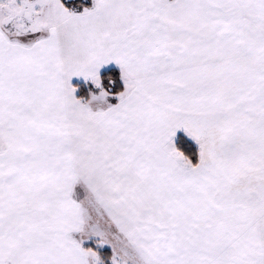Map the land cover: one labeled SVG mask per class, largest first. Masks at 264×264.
I'll list each match as a JSON object with an SVG mask.
<instances>
[{"label": "snow or ice", "instance_id": "6c2138e0", "mask_svg": "<svg viewBox=\"0 0 264 264\" xmlns=\"http://www.w3.org/2000/svg\"><path fill=\"white\" fill-rule=\"evenodd\" d=\"M0 264H264V0H0Z\"/></svg>", "mask_w": 264, "mask_h": 264}]
</instances>
